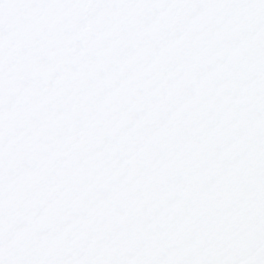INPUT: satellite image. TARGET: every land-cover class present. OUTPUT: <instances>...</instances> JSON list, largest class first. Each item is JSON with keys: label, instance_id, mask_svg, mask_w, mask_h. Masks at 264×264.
Returning <instances> with one entry per match:
<instances>
[{"label": "snow or ice", "instance_id": "1", "mask_svg": "<svg viewBox=\"0 0 264 264\" xmlns=\"http://www.w3.org/2000/svg\"><path fill=\"white\" fill-rule=\"evenodd\" d=\"M0 264H264V0H0Z\"/></svg>", "mask_w": 264, "mask_h": 264}]
</instances>
